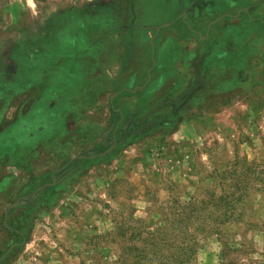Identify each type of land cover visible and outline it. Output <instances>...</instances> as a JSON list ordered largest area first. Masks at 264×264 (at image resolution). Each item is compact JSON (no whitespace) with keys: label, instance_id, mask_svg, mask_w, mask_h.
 I'll list each match as a JSON object with an SVG mask.
<instances>
[{"label":"rangeland","instance_id":"374dc122","mask_svg":"<svg viewBox=\"0 0 264 264\" xmlns=\"http://www.w3.org/2000/svg\"><path fill=\"white\" fill-rule=\"evenodd\" d=\"M238 1L0 0V264H264V0Z\"/></svg>","mask_w":264,"mask_h":264},{"label":"trees","instance_id":"16d2710c","mask_svg":"<svg viewBox=\"0 0 264 264\" xmlns=\"http://www.w3.org/2000/svg\"><path fill=\"white\" fill-rule=\"evenodd\" d=\"M237 184V183H236ZM245 188V185L244 186H241L240 188L238 187L237 189L238 190H240V192H242V190ZM228 196H230V195H225V196H223V195H220V197L218 198V202L216 203L217 204V207H220V208H222L221 210H224L225 211V209L227 208V207H229V205L230 204H235V203H233V202H228L227 200H226V197H228ZM240 197V196H239ZM239 197H238V199H239ZM206 202L203 200V199H199L198 200V203L196 204L197 205V207H194V210H196L194 213H197V214H200V216H199V219L202 221L203 220V217L205 216L204 214H203V210L206 208L205 206H204V204H205ZM188 205H191V203H187V204H185L183 207H187ZM231 207H233V206H231ZM197 219L198 218H195V219H192L191 221H193V220H195V222H197ZM185 226H184V233H183V235H181V236H183V238L181 239V243H182V245H184L186 248H188V249H190V251H194V249L191 247V240H193V236H191V234H194L196 231H198L199 229H200V227L199 226H195L194 224H190V228H189V221L187 220V221H185V224H184ZM190 229V230H189ZM155 233H157V232H155ZM184 252H186V250H183L182 252H180L178 255H182ZM177 258V262L178 263H181L182 264V262H179L178 261V256L176 257ZM175 258V259H176ZM185 260V259H184Z\"/></svg>","mask_w":264,"mask_h":264},{"label":"water","instance_id":"95a60500","mask_svg":"<svg viewBox=\"0 0 264 264\" xmlns=\"http://www.w3.org/2000/svg\"><path fill=\"white\" fill-rule=\"evenodd\" d=\"M168 24H169V23H163V24L157 26V27H156V31L158 32V31L160 30L161 27L166 26V25H168ZM152 43H153V41H152ZM153 46H154V43H153ZM153 60H154V58H153ZM44 186H45V185H43V186L40 187V188H43ZM23 202H24V200H22L21 198H20V199H17V200L14 201L12 204H10V205L7 206V208H6V213H8L9 209H11V208H13V207H15V206H18V205H20V204L23 203ZM12 247H13V245L7 250L6 253H4V254L2 255L1 258L5 257V255H7V253L11 250Z\"/></svg>","mask_w":264,"mask_h":264},{"label":"crops","instance_id":"0c3cea01","mask_svg":"<svg viewBox=\"0 0 264 264\" xmlns=\"http://www.w3.org/2000/svg\"><path fill=\"white\" fill-rule=\"evenodd\" d=\"M237 1L238 0H217V6L222 5L221 9H223V5L225 4L228 5L230 8L239 7V3H238L239 1L238 2ZM228 2H230V4Z\"/></svg>","mask_w":264,"mask_h":264}]
</instances>
